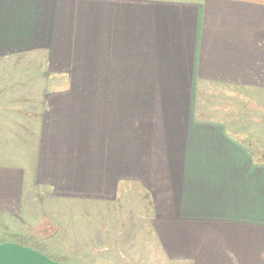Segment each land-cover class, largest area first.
Instances as JSON below:
<instances>
[{
    "label": "crops",
    "instance_id": "obj_1",
    "mask_svg": "<svg viewBox=\"0 0 264 264\" xmlns=\"http://www.w3.org/2000/svg\"><path fill=\"white\" fill-rule=\"evenodd\" d=\"M36 50L63 86L0 130L37 148L26 183L0 170L1 215L34 188L106 205L134 183L167 263L264 264V162L195 109L202 84L264 90V0H0V61ZM0 264L59 263L2 240Z\"/></svg>",
    "mask_w": 264,
    "mask_h": 264
},
{
    "label": "rangeland",
    "instance_id": "obj_2",
    "mask_svg": "<svg viewBox=\"0 0 264 264\" xmlns=\"http://www.w3.org/2000/svg\"><path fill=\"white\" fill-rule=\"evenodd\" d=\"M46 58V51L36 50L0 61V130L7 129L6 135L21 132L20 120L26 118L10 115L13 108L40 109L44 91L63 86L48 80ZM195 109L199 118L232 126L231 134L264 158L263 89L202 84ZM8 136L0 138V170H21L26 183L35 168V141L13 142ZM150 215L148 194L134 183L106 205L61 202L34 188L24 191L18 213L0 214V241L59 264H169L152 236Z\"/></svg>",
    "mask_w": 264,
    "mask_h": 264
},
{
    "label": "trees",
    "instance_id": "obj_3",
    "mask_svg": "<svg viewBox=\"0 0 264 264\" xmlns=\"http://www.w3.org/2000/svg\"><path fill=\"white\" fill-rule=\"evenodd\" d=\"M257 158H258V160H259L260 162H264V158H259L258 156H257Z\"/></svg>",
    "mask_w": 264,
    "mask_h": 264
}]
</instances>
